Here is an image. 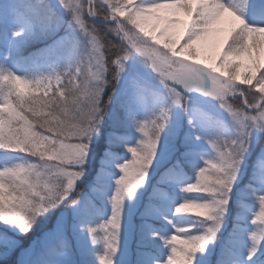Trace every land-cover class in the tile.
<instances>
[{
    "label": "snow or ice",
    "instance_id": "snow-or-ice-1",
    "mask_svg": "<svg viewBox=\"0 0 264 264\" xmlns=\"http://www.w3.org/2000/svg\"><path fill=\"white\" fill-rule=\"evenodd\" d=\"M0 264H264V0H0Z\"/></svg>",
    "mask_w": 264,
    "mask_h": 264
},
{
    "label": "bare ground",
    "instance_id": "bare-ground-1",
    "mask_svg": "<svg viewBox=\"0 0 264 264\" xmlns=\"http://www.w3.org/2000/svg\"><path fill=\"white\" fill-rule=\"evenodd\" d=\"M229 16H230V14H226L225 15V19L218 25V27L222 30L219 33V37H218V39H220L221 41L223 40V37L225 35H227V30L230 27V24H229ZM183 18H184V14L183 13H180V19H181V21L184 20ZM180 26H183V23ZM209 51H210L211 54H216V53H218L220 51L219 48L212 49V47H211V39L209 41Z\"/></svg>",
    "mask_w": 264,
    "mask_h": 264
},
{
    "label": "rangeland",
    "instance_id": "rangeland-1",
    "mask_svg": "<svg viewBox=\"0 0 264 264\" xmlns=\"http://www.w3.org/2000/svg\"><path fill=\"white\" fill-rule=\"evenodd\" d=\"M181 13H183V12H181ZM184 14V20H182L183 22H187L188 21V19H189V17L187 16V14H185V13H183ZM229 18H230V16H229ZM179 31H180V33L182 34L183 33V31H184V24H183V26H180L179 27ZM201 59H203V57H201Z\"/></svg>",
    "mask_w": 264,
    "mask_h": 264
}]
</instances>
